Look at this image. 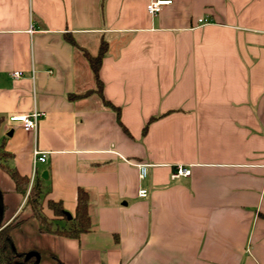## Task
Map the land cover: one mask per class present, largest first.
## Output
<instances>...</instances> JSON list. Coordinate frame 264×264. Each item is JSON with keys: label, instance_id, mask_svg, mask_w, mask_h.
Returning a JSON list of instances; mask_svg holds the SVG:
<instances>
[{"label": "crops", "instance_id": "0c3cea01", "mask_svg": "<svg viewBox=\"0 0 264 264\" xmlns=\"http://www.w3.org/2000/svg\"><path fill=\"white\" fill-rule=\"evenodd\" d=\"M154 1L0 0V210L37 264H264V0ZM36 182L49 218L87 191L91 231L42 232Z\"/></svg>", "mask_w": 264, "mask_h": 264}, {"label": "trees", "instance_id": "16d2710c", "mask_svg": "<svg viewBox=\"0 0 264 264\" xmlns=\"http://www.w3.org/2000/svg\"><path fill=\"white\" fill-rule=\"evenodd\" d=\"M106 49L107 44L102 43L99 53L96 56L86 53L92 70L99 82L100 91L102 89V84L99 81V71ZM108 105L113 109H117L110 103H108ZM147 129L148 125L144 128V133L147 132ZM4 154V152H0V160H2L1 156H4ZM0 166L4 165L0 162ZM8 171L14 180L17 189L21 193L26 194L30 185V178L20 176L15 170ZM41 188L40 184L37 182L34 183L28 193L27 201L32 207L34 217L39 222L40 230L42 232L78 239L82 234L91 231L93 222L89 213L90 200L87 191L81 189L78 192L75 215L71 219H69L66 215L61 203L48 201L49 209L55 214V218H49L43 213V205L46 194ZM3 219V213L0 210V264H37L35 256L28 257L27 254L17 251L11 235L15 226L11 223L4 226Z\"/></svg>", "mask_w": 264, "mask_h": 264}, {"label": "built area", "instance_id": "2783aa9c", "mask_svg": "<svg viewBox=\"0 0 264 264\" xmlns=\"http://www.w3.org/2000/svg\"><path fill=\"white\" fill-rule=\"evenodd\" d=\"M171 4V1H166V0H159V1H154L148 4L147 6V11L151 15H156L162 10V7L165 5ZM203 19H200L199 22L203 23ZM13 76L15 78H19L21 74L19 72L13 73ZM43 116V113L37 110H34L30 114H25V115H14L9 118L10 122H15L19 123L21 127L27 131L32 133L34 136L37 134V129H38V121L39 119ZM33 161L34 163H45L47 161V153L43 152L39 149H35L33 151ZM148 165L147 164H140L139 169H140V175L141 178H145L148 174ZM191 171L189 168H185L182 166H179L177 170L172 174V179H177L180 177H187L190 176ZM148 192L147 190H140L139 191V196L142 198L147 197Z\"/></svg>", "mask_w": 264, "mask_h": 264}, {"label": "water", "instance_id": "95a60500", "mask_svg": "<svg viewBox=\"0 0 264 264\" xmlns=\"http://www.w3.org/2000/svg\"><path fill=\"white\" fill-rule=\"evenodd\" d=\"M1 202H2V200H0V209L2 208ZM66 215L68 216L69 219L72 218V216L70 214L66 213ZM32 255H34V254H28V257L32 256Z\"/></svg>", "mask_w": 264, "mask_h": 264}]
</instances>
